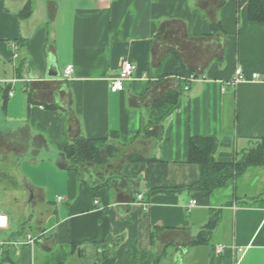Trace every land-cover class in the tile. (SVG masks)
Wrapping results in <instances>:
<instances>
[{"label": "crops", "instance_id": "0c3cea01", "mask_svg": "<svg viewBox=\"0 0 264 264\" xmlns=\"http://www.w3.org/2000/svg\"><path fill=\"white\" fill-rule=\"evenodd\" d=\"M249 1L0 0V264H101L103 252L111 264H264V166L208 197L150 194L198 181L191 137L215 138L219 163L264 140V83L229 85L237 68L264 77V22ZM124 62L135 70L111 93ZM69 135L120 154L78 177L62 153ZM34 205L37 234L16 231L14 209ZM213 216L208 243L192 245Z\"/></svg>", "mask_w": 264, "mask_h": 264}, {"label": "trees", "instance_id": "16d2710c", "mask_svg": "<svg viewBox=\"0 0 264 264\" xmlns=\"http://www.w3.org/2000/svg\"><path fill=\"white\" fill-rule=\"evenodd\" d=\"M30 12V7L27 6L21 12L20 16L28 17ZM248 16L252 21L264 22V0H250ZM8 92L9 90L4 91L3 107H5ZM178 96L177 93H168L160 101L163 104L170 103L173 105L178 100ZM46 108L51 109L52 107L47 106ZM69 138L71 139L65 144L62 153L65 159L66 169L68 171H74L78 177H81L83 173H87L90 176L88 171L89 167H104L110 160L120 154V147L108 143L106 139H87L78 135H69ZM217 148L218 141L215 138L191 137L188 144V162L198 166V181L187 188L156 189L151 190L150 194H174L186 190L199 193L203 197H208L214 190L222 188L229 180H235L241 177L247 169L264 166V140L257 142L254 147L242 152L237 159L230 163H219L215 161L213 155ZM128 159L131 161L139 160V158L138 160L134 159L133 156H130ZM91 188L96 189V186L91 184ZM217 222L218 217L213 216L203 228V231L192 240L191 244H207ZM150 237L153 243L152 232L150 233ZM156 261H158V257ZM101 262V264H111V259L107 252L102 253Z\"/></svg>", "mask_w": 264, "mask_h": 264}, {"label": "built area", "instance_id": "2783aa9c", "mask_svg": "<svg viewBox=\"0 0 264 264\" xmlns=\"http://www.w3.org/2000/svg\"><path fill=\"white\" fill-rule=\"evenodd\" d=\"M134 70H135V66L132 63L124 62L121 66L120 73L116 77H114L110 82V85H109L110 92L111 93H118V92L123 91L124 82L129 81L131 79V76H132V73L134 72ZM71 73H72V66H66L64 68V71H63V78L67 79ZM246 82H262V83H264V77L260 76L259 74H252L250 76V79H247L244 76L242 70L240 68H237L234 71V76L231 79V81L229 82V85H231L233 87V86H236L238 84L246 83ZM8 95L11 96L12 93H9ZM136 200L138 203H141L144 207H147V204L144 203V197L142 194H138L136 196ZM95 203H97V202H95ZM194 204H195V201H192L190 203V206H193ZM7 225H8L7 217L5 215L0 214V234L4 229L7 228ZM35 241H36V238H33L29 235L26 236V238H25V244L26 245L33 246ZM4 244H7V243H1V245H4ZM14 244L19 246L22 243L20 241H16V242H14ZM222 250H223V247L218 246V247H216L214 252L219 254L222 252Z\"/></svg>", "mask_w": 264, "mask_h": 264}, {"label": "rangeland", "instance_id": "374dc122", "mask_svg": "<svg viewBox=\"0 0 264 264\" xmlns=\"http://www.w3.org/2000/svg\"><path fill=\"white\" fill-rule=\"evenodd\" d=\"M26 164L23 165L25 170H26ZM104 167L91 166V167H89L90 170H88V171H89V173H91L93 171L91 169L95 168V171L97 172L98 170H100L99 168L104 169ZM9 196L10 195H8V196L0 195V209L4 210V209H6V207H8L7 206L8 204L6 202H8L7 199ZM18 196L22 197V196H25V194L23 192H20V194ZM12 207H13V205H12ZM41 207L42 206H40V205H34L32 207H29V208L27 207L29 209L28 213H25L24 210H21V208L16 207L14 209V212H12V217L14 219V225H15L16 231L20 232L21 228L23 226H25L26 230L30 231L32 233V235L35 236L37 234V227H36V225H34V222L36 224V222L39 221L38 211ZM30 221H31L32 225L27 224Z\"/></svg>", "mask_w": 264, "mask_h": 264}, {"label": "water", "instance_id": "95a60500", "mask_svg": "<svg viewBox=\"0 0 264 264\" xmlns=\"http://www.w3.org/2000/svg\"><path fill=\"white\" fill-rule=\"evenodd\" d=\"M58 76V72L56 70L55 65H53L52 63L49 65L48 67V71H47V77L48 78H55Z\"/></svg>", "mask_w": 264, "mask_h": 264}]
</instances>
